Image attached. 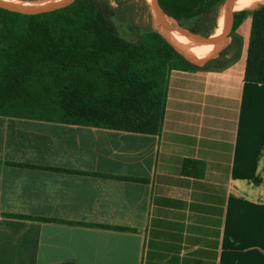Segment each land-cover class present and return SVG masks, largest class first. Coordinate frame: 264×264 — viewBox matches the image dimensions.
Here are the masks:
<instances>
[{"label":"crops","instance_id":"obj_1","mask_svg":"<svg viewBox=\"0 0 264 264\" xmlns=\"http://www.w3.org/2000/svg\"><path fill=\"white\" fill-rule=\"evenodd\" d=\"M248 21L236 59L168 72L158 133L0 114V264H264Z\"/></svg>","mask_w":264,"mask_h":264},{"label":"trees","instance_id":"obj_2","mask_svg":"<svg viewBox=\"0 0 264 264\" xmlns=\"http://www.w3.org/2000/svg\"><path fill=\"white\" fill-rule=\"evenodd\" d=\"M224 0H162L182 27L203 37L216 28ZM120 2H118L119 4ZM235 13L232 40L214 61L196 66L179 55L158 30L125 20L110 0H75L42 14H24L0 7V114H15L145 133H158L164 110L168 72L223 67L239 56L241 40L234 30L246 17ZM244 24L248 35L244 80L264 83V2ZM27 19L18 34L19 19ZM57 20L71 30L62 40ZM125 24L124 36L115 21ZM58 27V26H56ZM230 59H223L230 48ZM9 51H13L12 57ZM11 57L9 70L2 65ZM185 159L182 171L190 172Z\"/></svg>","mask_w":264,"mask_h":264},{"label":"water","instance_id":"obj_3","mask_svg":"<svg viewBox=\"0 0 264 264\" xmlns=\"http://www.w3.org/2000/svg\"><path fill=\"white\" fill-rule=\"evenodd\" d=\"M73 1L75 0H54L43 3L17 4L0 0V7L24 14H42L65 7ZM244 1L245 0H224L221 5L224 10V22L220 33L216 37L217 48L213 53L203 56H193L182 49L174 39L170 26V19L173 18L167 13L162 0H150L158 15V26L160 28V30L158 29V32L179 55L196 66H203L214 61L220 56L221 51L227 47L228 38L233 27L235 13L237 12V8L242 5ZM199 36L201 38H205L201 35Z\"/></svg>","mask_w":264,"mask_h":264},{"label":"rangeland","instance_id":"obj_4","mask_svg":"<svg viewBox=\"0 0 264 264\" xmlns=\"http://www.w3.org/2000/svg\"><path fill=\"white\" fill-rule=\"evenodd\" d=\"M18 1H22L23 2L22 4H27V3L32 4V3H43V2L54 1V0H18ZM110 1L113 5H119L120 16H121V10H122V15L125 20H132L136 23L147 24V25H150L156 28L157 30L158 29L160 30L158 26V17L154 16V12H153L150 0H110ZM118 2L120 3L118 4ZM259 5L260 4H257L251 8H242L243 10H246L245 16H250L249 12L253 8ZM221 9H222V6L219 8L218 13L220 12ZM239 11L240 9L237 10V12ZM217 21L218 19L216 17V23ZM174 22L176 23L177 27H179L181 30L187 31V33L189 32L191 34H195V33L190 32L187 28L182 27L176 20H174ZM26 23H27V19L25 17H23V19L22 18L19 19L18 27L15 26L18 34H21L25 30ZM115 23L117 27L119 28L120 32L124 36H126L127 38L131 36V33L128 32V29L125 26V24H121V22H119L118 20H116ZM244 24L245 23L242 24L243 32H244ZM55 25L58 27L52 25V28L56 30H61L64 34L62 36V40L64 41L68 40V36L71 35L72 31L64 28V26L67 25L66 22H63V21L61 22V20H57ZM215 49L216 48H209V52L207 53H204L201 51H195V50H185V51L193 56H203L209 53H213ZM9 53L11 54V57H12L13 51H9ZM11 57H9L3 63H1L3 72H5V70L6 71L9 70L12 67V65L10 64ZM223 59L225 60L226 57H223Z\"/></svg>","mask_w":264,"mask_h":264},{"label":"bare ground","instance_id":"obj_5","mask_svg":"<svg viewBox=\"0 0 264 264\" xmlns=\"http://www.w3.org/2000/svg\"><path fill=\"white\" fill-rule=\"evenodd\" d=\"M2 1H6L10 3H17V4L23 3L22 1H18V0H2ZM263 2L264 0H245L242 3V5H240L237 8V10L242 9V8H251ZM151 6L154 12V16L158 17L156 9L152 3H151ZM217 19L218 21L216 23L215 31L211 35L205 38H201L197 34H191L189 32L187 33V31L181 30L179 27H177L174 20L170 19V25H171L173 37L178 43V45L184 50H195V51H201V52L207 53L209 52V48H217L216 37L220 33L223 22H224V10L223 9H221L220 12L218 13Z\"/></svg>","mask_w":264,"mask_h":264}]
</instances>
